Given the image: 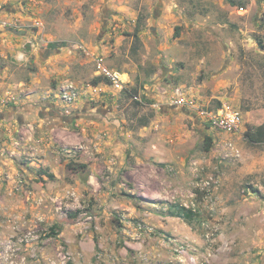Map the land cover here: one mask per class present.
Here are the masks:
<instances>
[{
	"label": "rangeland",
	"instance_id": "1",
	"mask_svg": "<svg viewBox=\"0 0 264 264\" xmlns=\"http://www.w3.org/2000/svg\"><path fill=\"white\" fill-rule=\"evenodd\" d=\"M233 1H84L77 33L61 29L126 71L124 90L102 76L110 89H95L94 61L81 51L88 62L66 58V73L46 81L30 58L10 61V83L53 90L71 78L80 95L66 105L17 87L18 98L0 102L7 115L26 101L53 103L66 116L49 119L35 106L26 127L0 121V264H264V140L246 134L264 122V0ZM176 86L202 105L239 107L240 132L154 106L160 90ZM180 206L194 211L192 221L172 214Z\"/></svg>",
	"mask_w": 264,
	"mask_h": 264
},
{
	"label": "crops",
	"instance_id": "2",
	"mask_svg": "<svg viewBox=\"0 0 264 264\" xmlns=\"http://www.w3.org/2000/svg\"><path fill=\"white\" fill-rule=\"evenodd\" d=\"M84 1L87 0H0V17L11 20L16 19L17 22H19V28L17 29L0 28V99L6 98L8 95L18 98V92H20L21 88L28 89L29 92L35 88L41 91L45 90V92L49 91L48 93L50 94L52 93V89H44V85L39 84L40 82H38V80H33L32 85L25 80H19L17 83H10L11 78H7L10 72L9 63L12 59H17L18 54L21 52L26 54L25 60L30 58L33 63L38 64L39 70L43 73L40 78L43 80L44 77L47 79V77L51 75L59 78L62 73H66V70L63 69L64 66L69 65L65 62L66 58L69 62H71V60H79L82 64L91 59L90 57L80 59V56L77 55L80 50L74 53L76 43L80 41H76L77 38L72 37V34L61 29L62 26H66L70 29L72 28L74 33H77V30L82 26L83 17L81 9ZM68 10L72 11L73 15L71 16L77 18L76 21L67 19L66 12ZM30 41H34L36 45H30L31 48L28 50L26 46L30 44ZM50 42H65L66 45L50 49L48 47V43ZM69 42L75 44L71 45ZM89 51L92 54L96 53L92 48H90ZM122 73L123 78L127 82L129 74L126 71ZM46 79L44 81H46ZM111 86L113 85L111 84ZM17 87H21L20 90L17 89ZM94 88L99 91L105 89L109 90L110 85L101 81L97 87L95 86ZM31 93L32 91L29 94ZM46 105L48 107L44 108L42 102L40 104H30L25 101L20 106L15 105L11 107L12 110L7 109V111L9 110L8 115L7 112H4V109L0 108V121L3 122L16 118L21 122V126L26 127L27 124L30 123V121L26 119V115L31 114L33 110H35L33 108L35 106L36 110L41 113L46 111L47 114L50 115L48 118L51 119L55 115V105L50 102ZM31 109L32 111H29ZM47 116L41 115L42 118ZM2 138V131L0 130V141ZM56 170L60 175H63L64 169L61 166L55 169V171ZM95 171L96 167L92 169V174L88 182L91 183L93 181L96 173Z\"/></svg>",
	"mask_w": 264,
	"mask_h": 264
},
{
	"label": "built area",
	"instance_id": "3",
	"mask_svg": "<svg viewBox=\"0 0 264 264\" xmlns=\"http://www.w3.org/2000/svg\"><path fill=\"white\" fill-rule=\"evenodd\" d=\"M0 28L17 29L19 28V22L16 19L11 20L0 17ZM29 43L30 45H36L34 41H30ZM76 47L83 54L92 57L97 76L106 78L118 90L127 88V82L123 78V73L109 66L102 54H92L84 45H76ZM25 58L26 54L24 52L18 54V60H25ZM79 95L80 88L77 82L71 78L62 79L58 83V86L52 90L53 98L66 105L74 104L78 100ZM135 98L138 99L137 96ZM157 98L154 106L172 105L182 107L195 114L194 116L198 117L208 129H213L219 133H225L226 135L237 134L245 124L243 113L239 107L228 102H222L214 107L202 105L196 100L195 96H190L183 87L176 86L170 89H162L159 91ZM12 99H15V97L8 95L6 98H1L0 102H9ZM226 144L231 151V156L236 157L239 155V150L233 141L226 140ZM143 228L144 226L139 227L141 230Z\"/></svg>",
	"mask_w": 264,
	"mask_h": 264
},
{
	"label": "trees",
	"instance_id": "4",
	"mask_svg": "<svg viewBox=\"0 0 264 264\" xmlns=\"http://www.w3.org/2000/svg\"><path fill=\"white\" fill-rule=\"evenodd\" d=\"M228 1L231 4H235V1H233V0H228ZM139 29H140V25L137 23L136 29L134 32L136 42H138L140 40L138 38V32L140 31ZM177 29H179L178 26H177ZM62 45L65 46L66 43L65 42H63V43H58V42L48 43V47L50 49H55V48L62 46ZM93 81H94L95 85H98L103 80L100 76H97L94 78ZM130 94L132 97H136V96L138 97L139 93H138V90L135 89V90L131 91ZM136 100H137L136 102L139 104L140 101L137 98H136ZM148 101L152 102V100H148ZM11 107H14V106H11ZM56 112H59V111H55L54 113L56 114ZM62 114L65 115L64 112H62ZM148 122H149L148 119L144 120L142 125L146 126L148 124ZM246 134H247V136L251 142L260 143L261 141L264 140V122L262 124H260L259 126H257L254 130L247 131ZM204 143H205V150L210 151L213 147V137L211 135H206ZM43 174H46L49 179L55 178V175L53 173L48 172L47 170H43ZM172 214L174 216L183 217L189 222L192 221L195 217V213L192 209H187L183 206L177 207V209L174 212H172ZM49 229H50V232H49L50 235H55V234H57V230L59 229V226L57 224H54V225L50 226Z\"/></svg>",
	"mask_w": 264,
	"mask_h": 264
},
{
	"label": "flooded vegetation",
	"instance_id": "5",
	"mask_svg": "<svg viewBox=\"0 0 264 264\" xmlns=\"http://www.w3.org/2000/svg\"><path fill=\"white\" fill-rule=\"evenodd\" d=\"M60 111V110H59ZM62 111H60V112H56V116H60V117H66L65 115H63L62 113H61ZM54 115V114H53ZM55 116V115H54Z\"/></svg>",
	"mask_w": 264,
	"mask_h": 264
},
{
	"label": "water",
	"instance_id": "6",
	"mask_svg": "<svg viewBox=\"0 0 264 264\" xmlns=\"http://www.w3.org/2000/svg\"><path fill=\"white\" fill-rule=\"evenodd\" d=\"M26 47H27L28 50H30V48H31V47H30V44H28Z\"/></svg>",
	"mask_w": 264,
	"mask_h": 264
}]
</instances>
